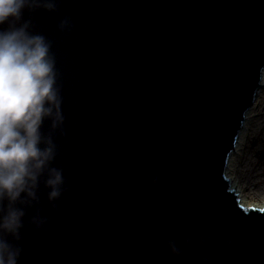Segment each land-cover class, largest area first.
Masks as SVG:
<instances>
[{
    "label": "water",
    "instance_id": "1",
    "mask_svg": "<svg viewBox=\"0 0 264 264\" xmlns=\"http://www.w3.org/2000/svg\"><path fill=\"white\" fill-rule=\"evenodd\" d=\"M25 16L55 59L64 121L41 131L64 184L50 202L41 178L18 264H185L162 242L201 231L231 237L226 264H264V208L224 175L260 87L264 0H55Z\"/></svg>",
    "mask_w": 264,
    "mask_h": 264
},
{
    "label": "clouds",
    "instance_id": "2",
    "mask_svg": "<svg viewBox=\"0 0 264 264\" xmlns=\"http://www.w3.org/2000/svg\"><path fill=\"white\" fill-rule=\"evenodd\" d=\"M39 7L54 9L55 0H0V264H18L21 249L13 240L20 239L25 206L39 201L41 178L50 202L61 195L64 184L62 170L50 166L56 145L41 131L45 118L57 129L64 116L51 44L30 31L25 16ZM68 26V18L61 20V29ZM32 219L43 222L38 216ZM231 244V237L220 244L201 231L179 240L165 238L161 246L173 256H183L185 264L192 259L226 264ZM150 264H160L159 257H152Z\"/></svg>",
    "mask_w": 264,
    "mask_h": 264
},
{
    "label": "bare ground",
    "instance_id": "3",
    "mask_svg": "<svg viewBox=\"0 0 264 264\" xmlns=\"http://www.w3.org/2000/svg\"><path fill=\"white\" fill-rule=\"evenodd\" d=\"M264 77V68L261 75ZM257 106V109H256ZM255 107V108H254ZM255 115L257 117H255ZM246 119L243 126L239 130L237 140L235 141L234 150L230 152L228 160L225 166L224 175L226 178H232L231 188L237 193H241L242 199L240 205L245 207L264 208V203H253L247 200V193L250 190L257 189L256 185L261 178L256 177L259 175V171L254 169L251 164V156L253 153H260L264 158V88L261 91V95L256 97L251 110L246 113ZM237 151L236 156L232 160V155ZM264 160V159H263ZM264 171V169H262ZM262 171V172H263ZM256 177V178H255ZM235 184V186H233ZM238 189V190H237ZM237 190V191H236ZM256 196L264 197V188ZM252 192H250L251 194ZM247 196V197H246Z\"/></svg>",
    "mask_w": 264,
    "mask_h": 264
},
{
    "label": "rangeland",
    "instance_id": "4",
    "mask_svg": "<svg viewBox=\"0 0 264 264\" xmlns=\"http://www.w3.org/2000/svg\"><path fill=\"white\" fill-rule=\"evenodd\" d=\"M261 75H262V72H261ZM260 79H261V76H260ZM262 79H264V77L262 78ZM260 84H261V81H260ZM264 88V80L262 81V86L260 85V87L256 90V94H255V97H254V100H255V98L256 97H259V95H261V91H262V89ZM254 102V101H253ZM251 108L252 107H249V108H247L245 111H244V114H243V116H244V121H245V119H246V113L249 111V110H251ZM255 108V107H254ZM256 109H257V106H256ZM255 117H257L256 115H255ZM244 121H243V123H244ZM242 126H243V124H242ZM241 126V127H242ZM263 144H264V142H263ZM235 153L232 155V161L231 162H233V159H234V157L236 156V154H237V151L235 150L234 151ZM264 158H263V155L262 154H260V153H253L252 154V156H251V164L253 165V167H254V169H256V170H258L260 173H259V175L258 176H256V177H259V178H261L260 180H259V182L257 183V185H256V187H257V189H255V190H250V192H252L251 194H250V192L249 193H247V195H248V197H247V200H249V201H251V202H253V203H264V197L261 195V196H256V195H258L260 192H256V190H258V191H261L262 190V188H264V171L262 170V169H264V160H263ZM263 171V172H262ZM255 177V178H256ZM229 182H230V184L232 183V178H230L229 179ZM233 186H235V184L233 185ZM238 190V189H237ZM236 190V191H237ZM253 192H255L254 194H256V195H253ZM236 193V192H235ZM238 196H237V198H238V200H239V203H240V201H241V199H242V197H240L241 196V193H239V194H237Z\"/></svg>",
    "mask_w": 264,
    "mask_h": 264
}]
</instances>
